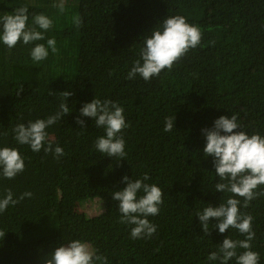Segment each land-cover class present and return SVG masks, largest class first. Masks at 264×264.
<instances>
[{
    "label": "trees",
    "instance_id": "16d2710c",
    "mask_svg": "<svg viewBox=\"0 0 264 264\" xmlns=\"http://www.w3.org/2000/svg\"><path fill=\"white\" fill-rule=\"evenodd\" d=\"M20 7L28 8L27 26L45 39L20 41L11 49L0 41V148L18 149L25 162L14 179L0 175V199L9 189L13 199L33 195L0 214V230L6 233L0 237V264H45L71 240L87 242L108 264H219L209 261V254L225 238L245 236L231 228L220 234L215 219L206 236L196 216L232 197L216 192L220 181L213 158L203 154L202 129L235 115L244 132L264 137V0H0V17ZM41 14L52 20L47 31L33 22ZM176 15L200 28V45L150 82L139 75L128 80L145 38ZM53 38L58 51L49 49L45 60L33 61L32 48L47 47ZM65 91L72 93L66 101ZM95 98L124 108L129 124L122 132L124 160L94 147L105 131L80 110ZM62 102L69 114L46 129L45 147L50 142L53 153L33 152L15 140L17 125L55 115ZM174 116L173 130L165 132L166 118ZM78 118L85 121L83 128ZM57 146L64 152L58 159ZM145 174L150 179L144 183L163 191V204L158 215L148 217L156 232L132 239L133 226L119 222L112 193L126 187L123 177ZM96 198L103 213L80 211ZM235 198L241 200V213L253 217L251 250L264 264V196L248 208ZM243 251L238 248L237 254ZM228 264H236L235 258Z\"/></svg>",
    "mask_w": 264,
    "mask_h": 264
},
{
    "label": "clouds",
    "instance_id": "9594fccd",
    "mask_svg": "<svg viewBox=\"0 0 264 264\" xmlns=\"http://www.w3.org/2000/svg\"><path fill=\"white\" fill-rule=\"evenodd\" d=\"M63 11V4L60 5ZM28 8L20 7L14 14L0 17V41L9 49L14 48L18 42L28 45L35 41L45 39L41 31L29 28ZM33 22L40 29L47 31L52 27V20L41 14L33 18ZM79 27L82 21L79 18L74 20ZM161 28L153 30L150 36L144 40V47L140 51V59L134 61V66L128 73L127 79L132 80L139 75L145 82H150L154 77L167 69L171 71L174 65L180 61L190 50L197 48L202 39V33L198 26L189 24L183 16H172L163 20ZM49 49L56 53V40L48 39L47 47L44 44H36L31 50L33 61L40 62L49 55ZM51 94V93H50ZM72 93L65 91L61 96L65 101ZM60 110L47 119H37L34 122L17 125L13 131L15 140L21 145H29L33 152L53 153L52 144L48 140L47 128L56 124L63 116L69 114V107L66 102L60 104ZM81 117H89L95 121L97 128H103L105 135L99 137L94 147L101 154L107 157H116L124 160L125 141L122 135L124 129L129 127L124 116V108L112 100L101 101L93 99L81 107ZM175 116L166 118L165 132L174 128ZM76 123L82 128L85 121L78 118ZM240 129L239 131H237ZM206 139L203 154L213 158L215 174L219 178L216 183V192H229L232 197L226 203L218 207L206 206L202 212H197L204 234H210L209 221L215 219L218 228L223 234L231 229H236L244 240H233L225 238L217 252L208 256L209 261H218L219 264H228L235 258L236 264H259V254L252 251L251 241L255 238L252 229L253 217L241 213V200L243 207L248 208L250 202L258 197L264 196V191H259L264 186V137L259 134L248 135L241 128L237 116L232 115L229 119L221 116L214 121L210 129H202ZM63 149L59 146L54 149L55 158L63 156ZM25 170L24 158L18 149L3 147L0 148V175L6 179H14ZM150 177L145 174L141 179H129L123 177L122 182L126 184L123 190L112 193V199L118 201V210L121 214L120 223L132 225L131 238H150L156 232V226L148 217L159 214L160 206L163 204V191L155 184H147ZM143 195H139V193ZM31 192L23 193L19 199H13V193L9 189L4 198L0 199V214L4 213L9 205H16L21 200L32 197ZM6 233L0 230V237L4 238ZM244 249L237 254V249ZM45 264H108L106 256L97 255L95 250L87 242L71 240L66 245L57 247Z\"/></svg>",
    "mask_w": 264,
    "mask_h": 264
},
{
    "label": "rangeland",
    "instance_id": "374dc122",
    "mask_svg": "<svg viewBox=\"0 0 264 264\" xmlns=\"http://www.w3.org/2000/svg\"><path fill=\"white\" fill-rule=\"evenodd\" d=\"M88 202H89L88 204L86 203L85 206L82 207L83 209L81 208L82 210L80 209L81 212H86L91 216L98 215L99 213L104 212L105 207L98 198L94 200V203L93 201H88Z\"/></svg>",
    "mask_w": 264,
    "mask_h": 264
}]
</instances>
